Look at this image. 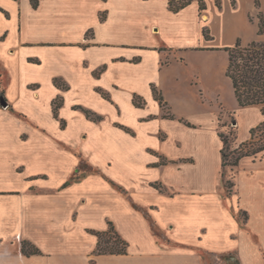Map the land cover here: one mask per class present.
<instances>
[{
    "label": "crops",
    "instance_id": "0c3cea01",
    "mask_svg": "<svg viewBox=\"0 0 264 264\" xmlns=\"http://www.w3.org/2000/svg\"><path fill=\"white\" fill-rule=\"evenodd\" d=\"M204 1L174 13L169 0H0V264H264V154L230 168L228 192L219 137L216 168L210 151L172 141L162 123L184 132L189 121L166 118L152 91L174 59L193 65L238 40L264 41V0ZM125 85L129 111H140L133 123L118 97ZM86 89L98 109L75 99ZM238 109L252 116L240 145L264 115ZM78 121L89 133L72 129ZM161 157L169 163L156 166ZM109 223L127 253L95 256L92 231ZM24 243L39 253L25 255Z\"/></svg>",
    "mask_w": 264,
    "mask_h": 264
},
{
    "label": "rangeland",
    "instance_id": "374dc122",
    "mask_svg": "<svg viewBox=\"0 0 264 264\" xmlns=\"http://www.w3.org/2000/svg\"><path fill=\"white\" fill-rule=\"evenodd\" d=\"M226 53L222 50L210 56H193L191 57L193 65L188 61L186 65L178 60H172L170 67L161 73L162 79L165 78L167 81L164 79L165 85L160 88L161 90L158 89L171 108L169 110L166 107L163 115L171 116V113L176 116L183 115L185 120L197 126L196 129L186 128L187 130L180 132L173 127L172 123L167 122L162 123L164 131L171 134L172 141L176 138L186 141L189 151H196L197 148L200 151H210L211 164L216 168L219 165L218 133L234 130L236 138L231 146L235 149L239 146V138L245 133V128L252 122L251 114L246 110L239 111L238 109L232 84L226 76L229 58ZM125 86L118 97L121 99V106L126 111L125 119L133 123L136 114L140 111H129L127 91L131 85ZM87 93L90 95L88 96ZM92 96L87 89L83 94L79 90L78 93L76 92L75 99L88 100L98 109L99 103ZM101 110L111 117L108 109L102 107ZM152 123L144 124V127L154 129L156 125ZM81 124L78 121L72 129L89 133V130ZM225 175L226 180L232 177L230 168L225 169Z\"/></svg>",
    "mask_w": 264,
    "mask_h": 264
},
{
    "label": "trees",
    "instance_id": "16d2710c",
    "mask_svg": "<svg viewBox=\"0 0 264 264\" xmlns=\"http://www.w3.org/2000/svg\"><path fill=\"white\" fill-rule=\"evenodd\" d=\"M40 0H31L32 6L37 8L39 6ZM194 0H169V8L172 12L177 13L190 5ZM235 4V0H232ZM200 5V10L206 9V4L204 0H198ZM217 6L221 7V0H216ZM258 4V1L256 3ZM260 16V30L261 35L264 34V19ZM104 17V15H103ZM203 34L206 39L210 38L209 31L207 29L203 30ZM229 55L228 68L226 72L227 78L230 80L235 98L238 105L241 108L259 106L261 107V113L264 115V41H253L250 44L244 46L241 41L238 40L236 45L233 47H227L224 49ZM56 86L61 89H68V86L56 81ZM153 95L156 101L159 102L163 109H166L167 102L165 101L162 93L157 89L156 86L152 87ZM104 98H108V95L102 93ZM1 100H6L4 91L0 85V102ZM133 103L136 107H144L146 105L145 100L141 96L135 95L133 98ZM63 104L62 98H57L53 102L54 114L58 118V111ZM0 106L1 103H0ZM87 117L95 122L101 121V116L85 110ZM166 118L173 119V116L169 115ZM185 125L190 128H195L189 122L180 120ZM124 128V127H122ZM127 132H131L130 129L124 128ZM235 131L231 130L229 132H219L218 137L221 141V154H222V177L225 179V186L228 192H232L235 183L233 178L226 180L225 169L239 166L241 160L245 157H259L264 154V122L255 128L250 130L251 138L241 143L237 148H233L231 144L236 138ZM231 155V156H230ZM230 158V160H229ZM169 161L163 157L156 166L167 165ZM94 169H89L87 172H92ZM79 178L75 177L74 179ZM157 189L165 191L161 185H154ZM99 238L97 249L95 251V256L104 255H121L127 253L128 243L122 239V237L115 230L112 223H109V227L106 231L97 232L92 231ZM23 253L25 255L38 254L39 251L36 248L29 246L28 243L23 244ZM228 259V257H226ZM90 264H95V260H91Z\"/></svg>",
    "mask_w": 264,
    "mask_h": 264
},
{
    "label": "water",
    "instance_id": "95a60500",
    "mask_svg": "<svg viewBox=\"0 0 264 264\" xmlns=\"http://www.w3.org/2000/svg\"><path fill=\"white\" fill-rule=\"evenodd\" d=\"M0 103H1V105L4 106V107H7V105H8L7 101H5V100H1Z\"/></svg>",
    "mask_w": 264,
    "mask_h": 264
}]
</instances>
